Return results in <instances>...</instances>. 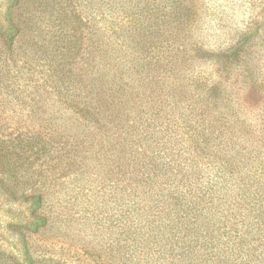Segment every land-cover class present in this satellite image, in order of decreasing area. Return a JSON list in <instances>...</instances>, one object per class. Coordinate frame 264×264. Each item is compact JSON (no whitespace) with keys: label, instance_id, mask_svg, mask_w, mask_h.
I'll return each mask as SVG.
<instances>
[{"label":"rangeland","instance_id":"rangeland-1","mask_svg":"<svg viewBox=\"0 0 264 264\" xmlns=\"http://www.w3.org/2000/svg\"><path fill=\"white\" fill-rule=\"evenodd\" d=\"M111 2L118 11L103 7V19L116 24L138 14L130 3L127 9ZM194 10L180 32L196 54L181 65V85L189 98L184 83L199 95L218 82L223 99L191 111L170 100L175 90L162 111L135 118L130 148H78L52 176L46 222L27 237L37 262L264 264V0H194ZM244 32V61L216 70L209 51ZM119 43L138 47L129 33ZM132 56L118 61L129 65ZM139 81L133 75L132 83ZM20 112L8 111L11 127L23 119ZM19 213L0 197V255L8 259L25 256L5 226Z\"/></svg>","mask_w":264,"mask_h":264},{"label":"trees","instance_id":"trees-1","mask_svg":"<svg viewBox=\"0 0 264 264\" xmlns=\"http://www.w3.org/2000/svg\"><path fill=\"white\" fill-rule=\"evenodd\" d=\"M114 1L127 9L132 4L137 16L125 11L127 18L116 24L105 14L103 19V7L118 11L111 0H0V197L20 212L5 226L7 236L25 247L24 257L0 255V264H43L27 237L46 222L52 176L78 148L105 142L119 153L130 148L135 118L162 111L175 90L170 100L191 111L223 99L218 82L210 94L199 95L184 83L189 98L181 85V65L196 56L180 35L195 12L194 0ZM128 33L136 49L119 43ZM245 35L229 36V46L209 51L216 70L244 61ZM124 54L133 55L129 65L118 61ZM133 75L142 81L133 84ZM11 108H20L23 117L14 127L7 120Z\"/></svg>","mask_w":264,"mask_h":264}]
</instances>
